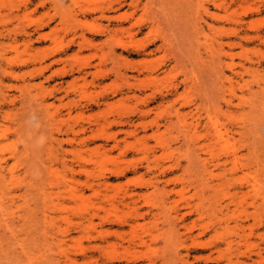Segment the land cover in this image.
Listing matches in <instances>:
<instances>
[{
    "label": "rangeland",
    "instance_id": "374dc122",
    "mask_svg": "<svg viewBox=\"0 0 264 264\" xmlns=\"http://www.w3.org/2000/svg\"><path fill=\"white\" fill-rule=\"evenodd\" d=\"M190 263L264 264V0H0V264Z\"/></svg>",
    "mask_w": 264,
    "mask_h": 264
},
{
    "label": "bare ground",
    "instance_id": "6f19581e",
    "mask_svg": "<svg viewBox=\"0 0 264 264\" xmlns=\"http://www.w3.org/2000/svg\"><path fill=\"white\" fill-rule=\"evenodd\" d=\"M151 1V0H150ZM152 4V3H151ZM153 7V6H152ZM236 158V157H235ZM237 159V158H236ZM199 161V160H198ZM237 164V163H236ZM188 199V198H187ZM192 203V202H191ZM179 204V203H178ZM193 205V204H192ZM202 207V206H201ZM174 208V207H173ZM192 208V207H191ZM204 208V207H203ZM175 211V210H174ZM199 211V210H198ZM195 213V212H194ZM189 214V213H188ZM191 214V213H190ZM184 217V216H183ZM172 221H174V220H172ZM172 221H170L169 220V223H171ZM173 223H175V222H173ZM171 225V224H170ZM173 226H174V224H172ZM175 227V226H174ZM232 244V243H231ZM178 256V255H177ZM175 257V256H174ZM212 258V257H211ZM166 259V258H165ZM165 259H164V261H165ZM167 261V260H166ZM191 264V263H190Z\"/></svg>",
    "mask_w": 264,
    "mask_h": 264
}]
</instances>
